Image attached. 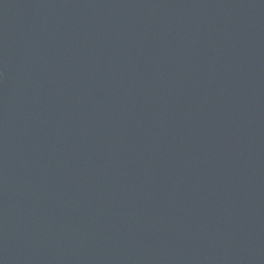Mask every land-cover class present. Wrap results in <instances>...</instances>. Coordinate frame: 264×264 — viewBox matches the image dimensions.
<instances>
[{
  "label": "water",
  "instance_id": "95a60500",
  "mask_svg": "<svg viewBox=\"0 0 264 264\" xmlns=\"http://www.w3.org/2000/svg\"><path fill=\"white\" fill-rule=\"evenodd\" d=\"M0 264H264V0H0Z\"/></svg>",
  "mask_w": 264,
  "mask_h": 264
}]
</instances>
